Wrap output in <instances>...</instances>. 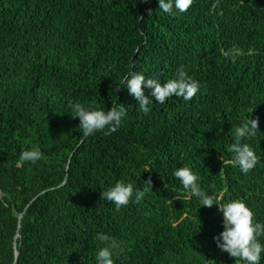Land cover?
I'll list each match as a JSON object with an SVG mask.
<instances>
[{"label": "trees", "instance_id": "obj_1", "mask_svg": "<svg viewBox=\"0 0 264 264\" xmlns=\"http://www.w3.org/2000/svg\"><path fill=\"white\" fill-rule=\"evenodd\" d=\"M181 66L201 84L191 101L152 98L145 114L122 85ZM76 102L127 115L84 137ZM250 118L259 131L245 142L262 159L244 175L227 145ZM32 148L42 159L20 162ZM184 165L218 204L244 199L264 222V0H193L177 15L158 0H0V264H95L100 234L120 242L115 264H239L214 240L218 206L173 176ZM117 181L151 183L117 210L101 197Z\"/></svg>", "mask_w": 264, "mask_h": 264}, {"label": "clouds", "instance_id": "obj_2", "mask_svg": "<svg viewBox=\"0 0 264 264\" xmlns=\"http://www.w3.org/2000/svg\"><path fill=\"white\" fill-rule=\"evenodd\" d=\"M193 0H158L159 9L169 15L186 12ZM244 54L239 46H233L224 55L233 63ZM125 87L137 101L139 111L148 114L154 98L158 104H164L175 96L183 101H191L201 90L199 81L188 75L181 66L176 74L161 83L159 78H146L141 72L130 71L124 77ZM143 86V87H142ZM145 89H148L147 95ZM74 118H79V128L84 137L95 135L103 131L105 135L115 133L121 126L127 111L123 105L113 103L107 111L76 102L70 105ZM232 142L227 145L231 153L232 162L238 166L239 171L247 175L260 163L262 155L245 141L256 136L258 120L246 119L232 126ZM43 157L39 149L21 151L20 162L36 164ZM173 176L179 179L185 193L190 198H195L201 206H218L223 214V231L214 237L217 247L226 252L230 257L239 261V264H261L264 259V222L255 218L254 211L244 199H231L226 203L218 204L216 198L205 193L200 186V177L192 168L184 165L173 171ZM148 188H138L131 181H117L114 185L103 190L101 197L114 204L119 210L130 202L138 203L150 189L151 181L146 182ZM200 206V207H201ZM98 239L104 243L95 254V264H115L114 254L120 248V242L105 234H100Z\"/></svg>", "mask_w": 264, "mask_h": 264}, {"label": "water", "instance_id": "obj_3", "mask_svg": "<svg viewBox=\"0 0 264 264\" xmlns=\"http://www.w3.org/2000/svg\"><path fill=\"white\" fill-rule=\"evenodd\" d=\"M70 161V160H69ZM69 161H68V163H69ZM67 167H68V164H67ZM65 181H66V178L64 179V181H63V183L62 184H64L65 183ZM22 215H23V213H20L19 214V216H18V218L20 219L21 217H22ZM16 255H17V252H16Z\"/></svg>", "mask_w": 264, "mask_h": 264}]
</instances>
